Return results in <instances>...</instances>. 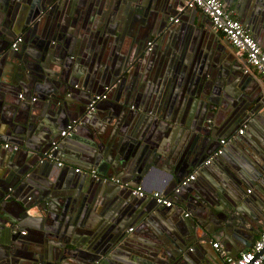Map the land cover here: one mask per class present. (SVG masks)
Listing matches in <instances>:
<instances>
[{
    "label": "crops",
    "instance_id": "crops-1",
    "mask_svg": "<svg viewBox=\"0 0 264 264\" xmlns=\"http://www.w3.org/2000/svg\"><path fill=\"white\" fill-rule=\"evenodd\" d=\"M115 1L117 3L120 0H112V2ZM150 1L148 4H150ZM221 1L225 8L232 12L234 17L256 39L264 51V0H252V3L251 0ZM82 3L84 7L80 8L79 11L70 13L69 17L65 16V24L68 26L69 35L72 36V42L75 43V46L71 48L72 54L77 57L73 70L77 71L79 76L75 81L81 80L84 86L87 85L91 90H98L102 93L104 92L105 86L108 87L117 84V88L114 91H116L115 97H117L118 102H113V104L107 102L101 103L96 113L92 114L88 119H85V121H88L87 125L78 129L77 133L71 138H60L59 131H56L53 139L58 141L60 156L63 157L61 158L67 160L69 164L64 169V177L67 175L69 180L79 181L77 188L79 184L82 186L80 190L77 189L78 192L80 191V196H84V192L91 188L90 184L80 183L82 181L80 178H82L83 174L74 172L75 168L81 169L79 165H76L75 160L83 154H91V156L94 154L95 144L93 133H100V131L102 132L104 130L101 134V143H105L113 134L112 140L115 141V145L119 147L123 144L126 148L131 147L132 150L134 149L140 160L138 163H134V161L129 163L131 165L130 168L133 170L139 167L144 169L142 172L144 173L147 171V168L145 169L147 162H154V166L150 165V170L144 176L143 181L136 187H141L147 194L159 192L171 198L172 207L162 209V211L165 212V215L169 216V221L172 223L179 221L180 223L181 220L183 221V218H181L182 213L190 212L191 210L189 209H192L190 206L195 208V205L193 201H186L185 205H183L182 202L185 198L183 195H180L181 191L178 194H174L173 190L177 185L175 186L173 178L170 177V172L174 170H177V173L182 172L185 145H188L187 143H189L190 139L201 138L196 152L199 153L201 148L206 146L205 143L208 138L204 136L205 133L209 134V132H213L215 137L214 141H211L212 143L206 149L201 159L196 156L197 163L194 168L190 167L186 169V176L190 174L197 176L193 184L200 191H203V189L210 191L208 188L210 187V180L217 184V189H212L210 193H207L214 197L215 200L221 202L218 203L220 208H223L226 205L224 203L227 202L233 205H238L240 201L243 202L244 207L250 214V216L243 219L254 228L255 234L252 237L249 235L246 239L245 233L249 231L244 229L242 235L239 237L247 244H250L248 247L250 248L258 238L260 232L264 230V184L259 185L263 177L260 179L256 175L257 171L262 172L260 165H264V156L262 154L264 150V118L258 114L260 116V122L254 121V124L250 123V126L248 124H237L226 131L222 126L229 123L230 113L234 111L235 107L240 105L241 101L245 99L252 100L259 96H262L264 99V82L261 77L253 73L245 75L249 76L248 78L244 76L243 70L246 69V65L238 58L232 46L225 42L226 39L214 30L207 17L198 11L187 9H183L182 12L178 13L177 8L182 6V0H153L152 6L147 10H142L130 2V6L126 9L123 6H117V10L113 13L111 12L112 9H110L111 2L109 0H82ZM122 3L123 1L120 5H123ZM39 4V0H0V23L3 22L2 28H0V43L3 46H8L7 49H9L10 44L15 38L19 36L23 38L28 30L26 25L38 16L35 14L32 17V14L35 12L34 8ZM81 13L84 15L82 16ZM71 15L77 21V25L73 18V21L71 20ZM10 17L13 21L12 24H10ZM81 17L83 20H81ZM171 18L178 19L177 24H173L175 28H178L180 43L185 46L186 44L190 45V55L196 58L195 69L197 66L198 69L200 66L201 69L203 66H207L208 68V65L213 68L214 62L217 64L216 69L209 70V73H200L205 74L204 77H201L202 80H209V84L215 93H221L223 95L221 107L217 105L219 103L218 100L214 102V106L209 105L207 107L199 99L189 96L184 92L181 93V89L177 87L179 78L174 80V77L170 75L168 78L164 76L167 72L169 73L170 63L175 66V61L171 58L175 54L169 50L166 43L164 44L162 41L160 46L163 47L161 48L159 46L155 51L148 49L147 34L151 32V29H154L155 25L156 27L171 25ZM79 20H81V23L78 22ZM104 24L109 26V31L113 35H108L103 39V36H97V33L101 32L100 34H102L105 30L102 27ZM7 26L10 27L7 28ZM6 32H14L16 35L11 36L6 34ZM2 37L10 38L11 43L8 44L3 41ZM61 38L64 40L63 35ZM93 38L96 40H92ZM55 40L53 43L55 45L59 44L57 41L58 38ZM155 40L156 37H150L149 42L152 43L151 48L154 47ZM91 41H94L93 45ZM95 43L96 47L94 48ZM219 43L222 45H219ZM90 49L91 52L89 51ZM2 54H0V77L2 76L3 79L10 80L13 76L12 69H14V64L7 62L6 57L1 56ZM78 54L84 57L85 62L80 61L78 63ZM89 54H92L91 58ZM144 56L145 58H143ZM86 64H89L87 65L88 67H85ZM220 65L223 67V72H225L222 75H220ZM210 72L213 74H210ZM16 94L12 97L11 102L21 104V101L25 98V92L20 91ZM19 94L23 95V99L18 98ZM81 94L84 95L85 93L81 92ZM32 95V98L36 96V94ZM82 95L76 94L74 96L83 102H87L88 99L86 100ZM128 99L133 101V103H130L131 105L140 107L141 112L147 111V114H144L146 116L141 114L138 117L134 112H130L129 105L126 107V111L124 107H120L123 105L121 102L126 103ZM28 101L32 102L30 98ZM115 110H117L116 113L119 115L113 119L109 114ZM75 116L71 115L69 118L72 119ZM34 121L35 119L32 117V122ZM65 122L66 120H60L59 130H64ZM0 125L4 127L1 122ZM195 129L199 130L200 135L194 136L192 130ZM241 129H243V133L239 135L238 131ZM43 134L40 132L38 136H42ZM222 139H225L227 142L222 147V149L224 148V157H214L209 166L204 165V162L221 147L219 142ZM13 141L15 139L11 137L0 136V142L12 143ZM38 141L41 142L39 137L33 144L28 145L30 149H27V151L20 149L16 155L13 154L15 155L13 156V161H10L9 156L13 152L1 151L0 175L5 178L9 177L8 172L12 171L9 169V164L12 167L14 166L13 170L15 171L16 169L15 172L19 171L21 174H31L32 168L38 167L39 160L36 156H30L27 153H32L33 150L39 149L40 143L38 144ZM254 149L257 152H254ZM145 150L146 153L143 154ZM109 152H105L107 159L113 162L115 167L120 168L121 163L127 165V160L121 157V152H119L120 154L117 155V158L113 157ZM236 156L242 159L247 166L246 168H249L256 178L251 179V176H248L243 181L247 183L242 187L232 183L227 178L222 179V177H220L218 183L216 181L217 176H219V173L224 167H228L229 164L227 162ZM26 159L29 163L24 166ZM116 159H119L121 163L119 161L117 162ZM101 160L102 158L100 162ZM102 164L99 163L98 165L101 169L104 168V164ZM43 169L42 171L46 175L45 178L40 175L38 176L36 174L37 170L30 175L32 178L28 181L34 187H40V181L51 185L52 181L59 180L61 171L56 172L52 176V166L44 167ZM115 172L116 174L111 177L118 178L122 171L116 170ZM61 175L63 176V173ZM86 175L83 176L85 178L84 180L90 182L89 175ZM130 177L132 178V176ZM46 179L51 182H48ZM126 184L130 187L129 184L132 186L134 182L131 180ZM18 186V178L15 177L4 188L9 190L15 189ZM132 188L134 187L132 186ZM113 190L115 191L114 194L111 196L108 195V199L98 194L97 202L90 206V210L93 209V219L88 228L90 230H96L97 228V231L91 235L88 233V235L73 233L72 236L80 239L78 242L79 256L77 257L76 253L70 251L61 252L63 255L65 253H73L71 257L65 255L68 264H84L83 258H92L87 252L93 250L94 246L92 245L96 244L93 240L97 234L100 235V241L102 243H100L101 245L96 244L98 249L104 247L107 243L104 244V242L115 235L117 237L123 236L121 240L125 237L137 238L144 243L147 240L145 236H137L135 225L130 223L132 216L129 218L128 216L131 213L143 212L145 207L151 205L156 207V205L150 198H145L139 199V205L136 204L134 206V203L132 204L128 201V197H130L128 188L121 186L118 190L116 189L117 191L115 189ZM208 194H206L207 198ZM214 194H216V197ZM191 195L194 196V194H188V197ZM248 198L249 202L246 200ZM102 212H104L103 216H101ZM201 216H203V213H201ZM149 225L155 229L157 223H149L147 226L149 227ZM130 228H133L132 232H129ZM59 230L56 232L54 229V232L59 233ZM198 233L199 235L201 234L200 230ZM40 237L38 233H35L32 240L37 241ZM213 242H218L221 245L218 240L211 239V243ZM195 243L198 244V241L191 243V247H195ZM211 243L207 242L204 245H198L197 248L198 251L202 249L207 253L208 256H204V259H207L208 263H204L200 258H196L197 262L194 264L222 263L218 253L211 247ZM135 245L139 246L140 244H121L122 249L120 252L132 262L134 261L138 264H160V260H158L154 253H140ZM238 246L240 247L239 254L235 258L248 249H243L244 246L241 247L239 243ZM33 248L39 251L42 247L38 243ZM223 249L233 257L228 250L229 247L228 249ZM121 257L124 259L122 255ZM99 262L97 260L94 263L97 264Z\"/></svg>",
    "mask_w": 264,
    "mask_h": 264
},
{
    "label": "water",
    "instance_id": "water-1",
    "mask_svg": "<svg viewBox=\"0 0 264 264\" xmlns=\"http://www.w3.org/2000/svg\"><path fill=\"white\" fill-rule=\"evenodd\" d=\"M39 1L40 4L34 8L35 12L32 14V17L36 14L38 18H34L32 22L26 25L28 30L23 36L22 43L19 45L18 50L13 51L10 48L7 49L8 46H3V44L0 43V54L3 53L1 56H5L7 62L14 64L12 79L6 80L3 79L2 76L0 77V122L4 126L2 127V125H0V136L15 139L12 143L19 146V150L23 149L26 151L30 149L28 145L33 144L39 137L41 139V142L38 141V144L40 143L39 149L33 150L32 153H27L30 156H36L39 160L38 167L32 168L31 174L37 170L36 174L45 178L46 175L42 170H44V167L48 166H52V176L58 171H61V173L58 181H52L51 185H47L45 182L43 183L40 181V187H34L28 181L32 178L30 173H26V176V174H21L19 171L15 172L16 169L14 171V166L12 167L10 164L8 166L12 171L8 172L9 177L5 178L0 175V264H68L65 255L71 257L73 253H65V255H63L61 254L62 251L74 252L77 254V257L79 256L78 242L80 239L76 236H72L73 233L78 235H91L97 231V228L96 230H90L88 228L93 219V209L90 210V206L97 202V195L101 194L105 199H108V195L111 196L114 194L115 191L113 189L118 190L122 184L129 183L131 180L134 182L132 186L135 188L143 181L144 176L150 170V165L154 164L153 161L150 163L147 160V167H145L147 171L144 173H142L144 169L139 167L133 170L130 168L131 165L129 163H131V161L138 163L140 160L134 149L132 150L131 147L126 148L123 144L119 147L115 145V141L112 140L113 134L111 138L105 143L102 142V144L100 141L101 134L104 130L102 132L100 131V133L95 132L93 133L95 144L94 154L92 156L91 154H83L78 156L75 160L76 165H79L82 170L80 174L84 176L86 175L85 172L94 170L100 176L111 177L116 174V170H120L122 171L121 174L118 178L115 177L119 180L120 185L102 183L99 180L95 181L90 176H88L90 182H87L82 176V178H80V180H82L80 183L90 184L91 188L84 192V196H80V191L78 192L77 189L80 190L82 186L79 184L77 188L79 181L73 179L69 180L67 175L64 177V169L67 168L69 164L67 160H63V157L60 156L59 144L54 155L59 157V161L63 163L61 167L57 165V162L50 163L49 161L42 160L44 158V153L48 152L51 143L55 141L53 136L56 131L58 130L59 133L61 132V129L59 130L58 128L60 126V120H66L64 129L69 122L78 120L79 125L73 134L75 135L78 129L87 125L88 121H85V119L92 116H84L85 108L90 99L93 95H99L102 92L91 90L87 85L84 86L81 80L75 81L79 76L77 71L73 70L77 57L72 54L71 48L75 46V43L72 42L73 38L69 35L65 19L70 16V13L79 11L80 8L84 7L82 0ZM109 1L111 2L110 9H112V13L117 10V6H123V8L126 9L130 6V2L137 5L142 10L150 9L153 4V0H120L117 3L116 1ZM122 1L123 5H120ZM149 1L150 4H148ZM81 15L83 16L84 14L81 13ZM72 18L74 19L71 15V20ZM81 20H83L82 17ZM81 20L78 22L81 23ZM2 23L3 22L0 23V28H2ZM12 23L13 21L10 17V24ZM173 23L172 21L171 25L168 26L161 25L156 27L155 25L154 29H151V32L146 36L147 46L150 37H156L155 45L150 49L151 51H155L163 41L164 44H167L169 50L175 54V56H171L175 61V66L170 63L169 73L167 72L164 76L168 78L170 75L174 77V80L179 78L177 87L181 89V93L184 92L189 96L199 99L205 103L207 107H209V105L214 106V102L218 100L219 103L217 105L221 107L223 95L221 93H215L212 86L209 84V80H202L201 77H204L205 74L200 73H209V70L216 69L217 64L214 62L213 68L208 65V68L207 66H203L201 69L200 66L198 69L197 66L195 69L196 58L190 55V45L186 44L185 46L180 43V35L177 31L178 28H175L174 25L177 23ZM8 27L10 26H7V28ZM102 27H104L105 30L102 34H100L101 32L97 33V36L102 35L104 39L108 35H113L111 31H109V26L104 24ZM6 34L11 36L16 35L14 32H6ZM62 35L64 36V40L61 38ZM56 38H58L57 41L59 42L57 45L53 43L56 41ZM2 39L8 44L11 43L10 38L7 39L2 37ZM92 40L95 41L96 39L93 38ZM94 41H91L92 45ZM225 42L229 45L228 41ZM219 45L222 44L219 43ZM95 47L96 43L94 44V48ZM160 47L162 48L163 46ZM89 51L91 52V49ZM91 56L92 54L90 58ZM78 57V63H80V61L85 62L84 57H81L79 54ZM143 58H145V56ZM87 65L89 64H86L85 67H88ZM219 69L221 70L220 75L225 73L221 65ZM196 70L199 72H196ZM210 74L213 73L210 72ZM245 75L248 74H244V76ZM245 77L248 78L249 76ZM20 91L25 92L24 100L21 101V104L12 103V97L15 93L18 94ZM81 92L85 94L82 95L83 93L81 94ZM115 92L116 91H112L106 100L99 102L96 105L94 113H96L101 103L107 102L113 104V102H118L117 97H115ZM32 94H36V100L34 102L28 101L29 98L32 99ZM76 94L82 95L86 100L88 99L87 102L77 99L74 96ZM131 102L133 103L131 99H128L126 103L121 102L123 105L120 107H124L126 111V107L129 105V111L134 112L138 117H140L141 114H147V111L141 112V108L131 105ZM117 110L111 112L109 114L110 117L113 119L118 117L119 114L116 113ZM149 113L152 115L151 112ZM258 114L264 118L263 97L259 96L252 100L245 99L241 101L238 107H235L232 113H230L229 123L222 127L226 131L237 124H248L250 126L254 124V121L260 122V116ZM71 115L76 116L70 119L69 117ZM32 117L35 119L34 122H32ZM114 129H116V127H114ZM192 131L194 132V136L200 135L198 129ZM40 132L44 134L38 136ZM204 136L208 138L205 143L206 146L202 147L199 153L196 152L201 138L197 137V139H190L189 143H187L188 145H185L182 172L177 173V170L170 172V177L173 178L175 186L187 175L186 169L195 167L197 163L196 156L201 159L206 149L212 143L211 141L215 139L213 132H209V134L205 133ZM1 151L8 152L3 149H0V152ZM17 152L10 153V161H13V156H15ZM105 152H109V154L116 158L117 155L120 154L119 152H121V157L127 160V165H123L119 159H116L117 162L119 161V163H121V166L120 168L115 167L113 162L107 159ZM223 152L219 158L224 157L223 154L225 153ZM254 152H257V150L254 149ZM145 153L146 150L143 154ZM262 154L264 156V150ZM101 158L102 160L100 162ZM239 158L240 157L237 156L232 157V159L227 162V164H229L228 167H224L219 173V176H217L218 180L216 179V181L218 183L220 177H222V179L227 178L232 181V183L242 187L247 183L243 181L247 179L248 176H251V179L256 178V176L252 174V171L246 168L247 166L242 159ZM28 163L26 159L24 166L25 164L28 165ZM99 163L104 164H102L104 167L102 168L103 170L98 167ZM260 167L262 172H256L258 178L260 177V179H262L263 177L259 185L264 184V165H260ZM105 169L106 171H104ZM162 169L165 171L164 168ZM62 173L63 176L61 175ZM130 176H132V178ZM15 177L18 178L19 186L15 189L6 190L4 187ZM47 181L51 182L49 180ZM193 183L194 182L190 183L187 187L182 188L183 190H180V195H183L185 198L182 204L185 205L186 201H193L195 205V208L190 206L192 209H189L191 210L188 212L189 217H185L184 215L187 212H183L181 217L183 221L181 220L180 223L179 221L172 223L169 221V216L165 215V212L162 211V209L169 208L157 205L153 199L146 197L150 198L156 207L151 205L145 207L143 212L131 213V215L128 216V218L132 216L130 223L135 225L137 236L147 237L145 243L133 237H125L121 240L123 236L117 237V235H115L104 242V244L107 242L104 247L98 249L96 244L101 245L102 243L100 241V235L97 234L96 238L93 240V242H96V244L92 245L94 246L93 250L87 252L92 258H83L84 264H95L94 262L97 260L100 261L97 264H138L134 261L132 262L120 252L122 249V246H120L121 244L126 245L131 243L140 244L139 246L135 245L140 253H154L158 260H160V264H194L197 262L196 258H200L204 263H208L207 259H204V256H208L207 253L200 248V251H198L197 248L198 245H204L207 242L211 243V239L220 241L222 247L225 249L229 247L228 250L233 257L228 255L231 258H235L239 254L240 247L238 243L241 247L244 246L243 249L248 248L250 245L240 239L239 236L242 235V231L244 229L249 231L245 233L246 239L249 235L252 237L255 234L254 228L244 220L247 216H250V214L247 212L242 201H240L238 205L227 202L224 203L226 205H224L223 208H220L218 203L221 202L215 200L214 197L208 194L212 189H217V184L213 183L211 180L209 182L211 188L208 187L210 191H206L205 189L200 191ZM129 186L132 188L131 184H129ZM128 192L130 196L128 197V201L132 204L134 203V206L136 204L139 205V199L132 197L129 190ZM188 194H194V196L191 195L188 197ZM206 194H208V198ZM185 195L187 196L185 197ZM214 196L216 197V194H214ZM246 200L248 201L249 198ZM103 213L104 212L101 213V216H103ZM201 213H203V216H201ZM153 222L157 223L155 229L151 228L150 225L149 227L147 226L149 223L152 224ZM54 229L56 232L59 230V233H55ZM199 230L201 233L200 235L198 233ZM35 233L41 236L37 241L32 240ZM53 238L54 240H52ZM196 241H198V244L195 243L196 246L191 247V243ZM38 243L42 247L39 251L33 248L37 246Z\"/></svg>",
    "mask_w": 264,
    "mask_h": 264
},
{
    "label": "built area",
    "instance_id": "built-area-1",
    "mask_svg": "<svg viewBox=\"0 0 264 264\" xmlns=\"http://www.w3.org/2000/svg\"><path fill=\"white\" fill-rule=\"evenodd\" d=\"M183 9L198 11L202 15L208 18L212 27L216 32L221 34L226 41L232 46L238 55V58L243 61L246 65V69L243 71L244 74H257L261 77L264 82V51L261 49L260 45L257 43L256 39L246 30V28L241 24V22L236 19L232 12L228 11L221 0H182V6L177 8V12H182ZM174 23L178 22L177 18H171ZM22 43V37L19 36L14 39L10 44L9 48L13 51H17L19 45ZM152 43H148V49L150 50ZM117 88V84L105 87L104 92L99 95H93L87 104L84 112V116L88 117L92 115L96 109V105L107 99L109 94ZM264 94V88H263ZM19 99H23V95H18ZM36 98H32L31 101L34 102ZM79 125L78 120L71 121L67 124L66 128L60 132V138L71 137L76 131ZM239 135H242L243 129L238 131ZM226 140H220V148L217 149L213 155L204 162V165H210L214 157H219L223 149L222 147L226 145ZM0 149L17 152L19 146L8 143L0 142ZM58 149V141H53L51 143L48 152L44 153V158L49 162H57L58 166H62L63 163L59 161V158L54 155V152ZM75 173L80 174L82 170L75 168ZM85 174L89 175L95 181H101L102 183H114L120 185V182L115 177H104L98 175L94 170L87 171ZM196 179L195 174H190L183 178L176 188H174V194H178L180 190L187 187L190 183L194 182ZM122 187L128 188L130 195L132 197L143 199L150 197L153 199L157 205L164 206L166 208L172 207L171 198L165 196L159 192H153L147 194L141 187L130 188L127 184H122ZM249 193V191H247ZM185 217H189L187 212ZM133 228L129 229L132 232ZM24 234V233H22ZM212 248L218 253L222 260V264H264V230L260 232L258 238L254 241L252 246L247 250L243 251L237 258H231L228 253L223 249L222 245L218 242L211 243Z\"/></svg>",
    "mask_w": 264,
    "mask_h": 264
}]
</instances>
